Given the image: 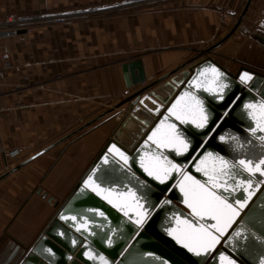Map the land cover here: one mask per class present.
Returning <instances> with one entry per match:
<instances>
[{
	"label": "crops",
	"instance_id": "0c3cea01",
	"mask_svg": "<svg viewBox=\"0 0 264 264\" xmlns=\"http://www.w3.org/2000/svg\"><path fill=\"white\" fill-rule=\"evenodd\" d=\"M135 1L0 0V15L32 21L12 35V46H1L12 68L0 76V264L23 261L55 214V201L68 197L131 114L128 104L116 108L128 96L123 63L141 58L148 83L209 55L233 72L243 65L264 72L246 60L245 47L258 49L248 43L252 30L242 29L258 0L234 34L199 58L232 31L248 0H150L66 24L42 20ZM14 148L21 153L11 158Z\"/></svg>",
	"mask_w": 264,
	"mask_h": 264
},
{
	"label": "water",
	"instance_id": "95a60500",
	"mask_svg": "<svg viewBox=\"0 0 264 264\" xmlns=\"http://www.w3.org/2000/svg\"><path fill=\"white\" fill-rule=\"evenodd\" d=\"M251 2L248 0L232 31L197 58L234 34ZM24 32L26 29L3 31L0 38ZM258 38L264 43L263 36ZM193 61L149 83L141 58L123 63L128 96L116 108L128 104L131 114L124 117L68 197L55 201V214L20 264H222L221 256L228 257L233 264H264V176L257 173L252 177L239 165L240 160H251L255 165L264 159V140L260 139L264 131H260L257 119L249 115L252 109L247 107L264 104V73L247 66L233 72L211 57L185 69ZM212 68L221 73L218 78ZM243 73H249L252 79L242 82ZM192 97L201 101L208 116L203 128L192 123L196 110ZM177 115L182 119H177ZM256 115L260 116L259 108ZM162 123L175 125V133L188 144L187 151L177 154L175 148L153 143L163 142L173 134V129ZM260 124L264 125V120ZM154 132L157 134L150 140ZM113 145L129 157L127 164L118 153L110 151ZM165 158L177 164L181 172H173L161 183L145 168L157 171L158 165L166 163ZM213 158L228 162L236 173L235 181L252 180L253 188L249 191L253 195L247 199L248 192L243 189L223 194L239 215L211 251L196 256L168 231L178 227L177 218L194 219L180 191L183 174L206 183L208 177L197 168H219L218 159ZM90 177L104 189L102 194L85 187ZM241 197L247 199L242 209L235 202ZM141 219L142 223H136Z\"/></svg>",
	"mask_w": 264,
	"mask_h": 264
},
{
	"label": "snow or ice",
	"instance_id": "6c2138e0",
	"mask_svg": "<svg viewBox=\"0 0 264 264\" xmlns=\"http://www.w3.org/2000/svg\"><path fill=\"white\" fill-rule=\"evenodd\" d=\"M211 71L217 78L221 75L215 68H212ZM240 79L242 82H247L252 79V76L249 73H243ZM185 95L187 96L189 94L185 93ZM192 99L195 101L196 105V110L193 112L192 123H195L198 128H203L208 121V116L204 112L201 101L196 100L195 97H192ZM247 107L252 109L249 115L257 119V126L260 131H264V125L260 124V120H264V104H249ZM257 108L260 110L259 117L256 115ZM177 119L182 118L177 115ZM170 127L173 129V134L171 136L167 137L163 142L153 140V143H156L158 147L175 148L177 154H181L182 151H187L188 144L175 133V125H171ZM156 134L157 133L154 132L149 139L152 140ZM260 139L264 140V137H260ZM110 151L118 153L120 159H122L125 164L128 163L129 157L116 148L115 145L112 146ZM154 159L159 161V157H155ZM213 159H218L219 168L213 167L211 171L200 167L197 168V171L204 172V175L208 177L206 183H201L200 180L195 179L187 173L183 174V180L180 183V191L184 193V203L191 209V214L194 219L180 220L177 218L176 222L178 227L168 231L170 236H173L178 243H181L196 256L211 251L215 245L220 242V237L224 236L226 229L231 226L234 217L239 215V212L233 207V204L229 203L228 198L223 194L229 193L231 195L237 189H243L244 192H248L247 199H251L253 195V192L249 191V189L253 188L252 180L245 178L244 180L235 181L236 173L231 171L228 162L219 158ZM165 161L166 163L157 166V171H152L148 168H145V171H147L150 176H155L161 183L168 179L173 172H181V168L177 164L172 163V161L167 160V158H165ZM104 162H108L107 157H105ZM239 165L252 177H255L257 173H259L260 176H264V167H262L264 166V159H261L255 165H253L251 160L247 162L245 160H240ZM230 180L235 181V183L230 184ZM262 183H264V181H262ZM85 187H90L93 191H96L98 195L104 192V189L100 188L98 184H95L91 177L86 181ZM247 199L241 197L240 200H236L235 202L242 209L245 207ZM101 215H103V213H101ZM66 219L69 218L66 217ZM70 219H75V217H71ZM201 221H203V223H201ZM208 221H212V223H208ZM136 223H142V219L137 220ZM181 225L183 227H179ZM236 235L239 236L240 233H236ZM220 260L222 264H233L226 256H221Z\"/></svg>",
	"mask_w": 264,
	"mask_h": 264
},
{
	"label": "rangeland",
	"instance_id": "374dc122",
	"mask_svg": "<svg viewBox=\"0 0 264 264\" xmlns=\"http://www.w3.org/2000/svg\"><path fill=\"white\" fill-rule=\"evenodd\" d=\"M149 1L150 0H139L137 2L136 1L133 2L132 5H130L128 7L127 6H118V7H113V8L109 7L110 9H106L103 11H93V10H91L89 12H81V11L80 12H76V11L73 12L72 11V12H67V13L49 16L46 19H42V20H46L47 23H51V24H66V23H69L72 19L89 18V17L95 16L96 14L114 12L116 10L124 11L126 9H129L130 7H133L134 6L133 4H135V3H142V5H144ZM256 2L258 5L256 7V11L254 12V15H253L254 17L249 16L247 23L244 24L245 26L242 27V29L243 30L244 29H249V30L251 29L252 30V31H250V34H249L248 43H253V47L255 46L258 49V50H252L248 47H245V49L248 51V54H246L247 55L246 60L252 61L253 64H255L256 66H258L259 68L264 70V44L262 43V41L259 38H257V36H264V0H258ZM136 5H138V4H136ZM24 19H26L27 22H26L25 27L21 28V29L27 30L32 25V21H30V19H27V18H24ZM243 23H244V21L242 22V24ZM243 30L241 32L239 31V34L241 37H243V34H242ZM4 42H6L9 46H12L14 44L13 36L1 38V40H0L1 46H2V44H4ZM205 50H207V49H205ZM251 50H252V52H250ZM209 57H211V56L209 55ZM243 66H245V65H243ZM257 71L264 73L261 70H257Z\"/></svg>",
	"mask_w": 264,
	"mask_h": 264
},
{
	"label": "built area",
	"instance_id": "2783aa9c",
	"mask_svg": "<svg viewBox=\"0 0 264 264\" xmlns=\"http://www.w3.org/2000/svg\"><path fill=\"white\" fill-rule=\"evenodd\" d=\"M26 19L20 17L15 13H9L5 15H0V32L12 31L24 28L26 25ZM1 39V38H0ZM12 68V62L8 60L6 53L1 50L0 44V76L4 74L5 71ZM1 110V106H0ZM21 151L19 148H14L8 151V156L11 158L18 157Z\"/></svg>",
	"mask_w": 264,
	"mask_h": 264
},
{
	"label": "flooded vegetation",
	"instance_id": "af4514ba",
	"mask_svg": "<svg viewBox=\"0 0 264 264\" xmlns=\"http://www.w3.org/2000/svg\"><path fill=\"white\" fill-rule=\"evenodd\" d=\"M264 37V36H263ZM257 38H258V36H257ZM260 40H261V38H260ZM262 41V40H261Z\"/></svg>",
	"mask_w": 264,
	"mask_h": 264
}]
</instances>
